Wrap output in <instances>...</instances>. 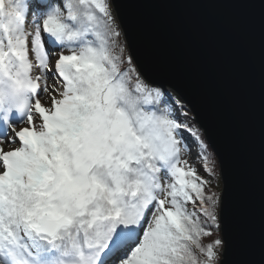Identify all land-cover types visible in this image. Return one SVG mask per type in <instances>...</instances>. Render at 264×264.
Here are the masks:
<instances>
[{
  "label": "snow or ice",
  "instance_id": "obj_1",
  "mask_svg": "<svg viewBox=\"0 0 264 264\" xmlns=\"http://www.w3.org/2000/svg\"><path fill=\"white\" fill-rule=\"evenodd\" d=\"M120 9L0 0V264H229L226 166L197 133L181 159L190 117ZM259 254L236 264H264V224Z\"/></svg>",
  "mask_w": 264,
  "mask_h": 264
},
{
  "label": "water",
  "instance_id": "obj_2",
  "mask_svg": "<svg viewBox=\"0 0 264 264\" xmlns=\"http://www.w3.org/2000/svg\"><path fill=\"white\" fill-rule=\"evenodd\" d=\"M120 11L144 70L184 100L226 166L234 208L229 264L259 260L264 7L260 0H121Z\"/></svg>",
  "mask_w": 264,
  "mask_h": 264
},
{
  "label": "trees",
  "instance_id": "obj_3",
  "mask_svg": "<svg viewBox=\"0 0 264 264\" xmlns=\"http://www.w3.org/2000/svg\"><path fill=\"white\" fill-rule=\"evenodd\" d=\"M168 91L172 92V95L174 98H176L177 100L181 101L184 105V111L188 113V116L190 117V121H189V128L191 129V131H185L184 136L186 137V142L187 143H191L194 146H196L195 141L193 140V133H197L200 137V140L203 141L204 144L208 145V142L206 141V138L204 136V133L202 131V129L199 127V125L197 124V122L195 121L194 117H193V113L191 111V109L187 106V104L184 102V100L173 90L168 89ZM208 151L212 152V148L209 146L208 147ZM200 174L203 176L204 172L202 170H200ZM214 237H202V242L203 243H208L210 240H212Z\"/></svg>",
  "mask_w": 264,
  "mask_h": 264
},
{
  "label": "rangeland",
  "instance_id": "obj_4",
  "mask_svg": "<svg viewBox=\"0 0 264 264\" xmlns=\"http://www.w3.org/2000/svg\"><path fill=\"white\" fill-rule=\"evenodd\" d=\"M51 83V80L49 81ZM168 90V89H167ZM190 149H191V153H185L184 155H182L181 159L182 160H187L190 164H194L196 165V167L199 170V162L196 159V146H194L191 143H188ZM18 145H12L11 147H16ZM4 150H9V145L5 144L4 145Z\"/></svg>",
  "mask_w": 264,
  "mask_h": 264
}]
</instances>
